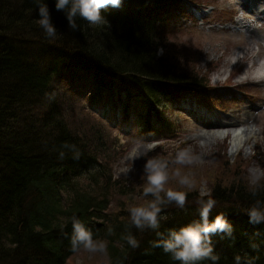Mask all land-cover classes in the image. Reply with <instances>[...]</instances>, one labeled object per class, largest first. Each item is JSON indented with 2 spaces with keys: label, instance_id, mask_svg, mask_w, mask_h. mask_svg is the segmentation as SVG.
I'll use <instances>...</instances> for the list:
<instances>
[{
  "label": "trees",
  "instance_id": "16d2710c",
  "mask_svg": "<svg viewBox=\"0 0 264 264\" xmlns=\"http://www.w3.org/2000/svg\"><path fill=\"white\" fill-rule=\"evenodd\" d=\"M180 1L123 0L119 9H102L100 24L77 17L72 30L56 0H40L56 28L49 38L37 23L36 0H0V264H68L81 249L70 243L73 216L106 243L110 264H179L153 247L155 231L131 224V203L109 214V191L128 199L131 183L114 179L103 129L69 109L80 103L85 83L91 102L119 108L125 119L133 115L146 141L175 135L169 113L210 84L200 70L177 68L168 53L165 28ZM218 165L210 220L223 215L233 235L212 237L216 264H236L237 256L241 264H264V224H250L246 214L257 201L264 207V179L250 185L242 157ZM140 191L145 203L152 199ZM184 191V209L162 206L158 231L165 235L199 220L198 191ZM129 234L139 247L127 243Z\"/></svg>",
  "mask_w": 264,
  "mask_h": 264
},
{
  "label": "rangeland",
  "instance_id": "374dc122",
  "mask_svg": "<svg viewBox=\"0 0 264 264\" xmlns=\"http://www.w3.org/2000/svg\"><path fill=\"white\" fill-rule=\"evenodd\" d=\"M193 1V4L183 1L182 10L173 12L179 14L172 19V26L165 28L169 31L168 53L180 70L196 69L207 75L211 88L207 100L198 97L208 108L199 109L193 97L187 95L188 100H183L180 107L176 105V112L169 113L175 127L180 129L175 138L156 143L146 141L133 115L125 119L119 108L91 102L85 83L79 86L80 103L69 109L75 119H87L103 129L107 138L104 151L110 155L114 179L131 183L133 194L130 192L128 199L118 194V189L109 191V214L126 203L131 206L145 203L140 195L144 183L140 182L145 161L153 157L169 162L170 177L177 168L182 175L195 177L198 183L188 191L198 193L202 187L211 190L212 175L226 156L231 162L242 157L250 163L245 175L250 185L264 179V83H258L264 79V0ZM193 6L201 13L200 17L193 13ZM223 127L245 130L250 127L252 134L245 137L243 148L234 153L232 134L212 135ZM149 145H154L151 151H147ZM136 148L146 154L133 161L128 157ZM184 150L198 159L191 165L172 163L176 154ZM170 183L174 190L184 191L176 178H170L169 186ZM68 264H110V261L106 251L92 253L81 248Z\"/></svg>",
  "mask_w": 264,
  "mask_h": 264
},
{
  "label": "clouds",
  "instance_id": "9594fccd",
  "mask_svg": "<svg viewBox=\"0 0 264 264\" xmlns=\"http://www.w3.org/2000/svg\"><path fill=\"white\" fill-rule=\"evenodd\" d=\"M38 6L37 21L40 28L47 37L51 38L56 34V28L51 23V14L47 5L36 0ZM123 0H56V10L64 12L68 21V26L76 30V18L79 17L89 25H98L102 22V9L109 7L119 9ZM158 52V55L162 54ZM154 145H149L147 151H151ZM139 148L133 150L129 159L135 161L145 155ZM198 158L192 157L188 150L180 151L176 154L172 163L176 165H191ZM170 178H176L182 188L192 190L195 188V182L190 175H182L179 168L169 175V162L167 160L153 157L145 161L141 179L143 184V196L152 199L143 205H133L128 208L131 224L144 231L151 229L156 232L157 239L152 241L153 247L161 248L166 254H170L172 259L179 264H200L205 260H210L216 264L219 257L214 255L212 237L216 235L232 237L233 227L223 215H217L210 220V213L215 206V200L211 198L210 191L205 188L199 190L200 199L197 201L199 207V220L179 230L169 229L165 235L158 231L160 228V213L163 205L175 204L178 208L184 209L187 202V193L185 191L174 190L166 187ZM208 197V199H205ZM249 223L252 225L264 224V207L257 201L247 211ZM127 243L133 247H139L138 241L131 234L124 237ZM70 243L73 251L80 248L88 252L106 251V243L93 239L91 230L76 217H72V233ZM236 264H241V257L237 256ZM244 264H251L246 260Z\"/></svg>",
  "mask_w": 264,
  "mask_h": 264
},
{
  "label": "bare ground",
  "instance_id": "6f19581e",
  "mask_svg": "<svg viewBox=\"0 0 264 264\" xmlns=\"http://www.w3.org/2000/svg\"><path fill=\"white\" fill-rule=\"evenodd\" d=\"M229 131L231 133H229ZM226 134H232L231 150L232 152L236 153V152H239L245 145L247 141L245 140V137L247 135L252 134V128L248 127L247 130H245V129L236 127V128L226 129V130H218V131H214L212 135L222 136Z\"/></svg>",
  "mask_w": 264,
  "mask_h": 264
}]
</instances>
